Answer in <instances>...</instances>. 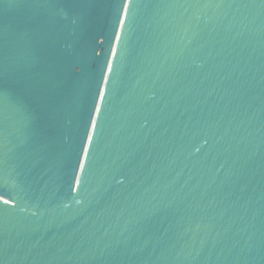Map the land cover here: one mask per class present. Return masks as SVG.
<instances>
[{"label":"water","instance_id":"95a60500","mask_svg":"<svg viewBox=\"0 0 264 264\" xmlns=\"http://www.w3.org/2000/svg\"><path fill=\"white\" fill-rule=\"evenodd\" d=\"M0 264H264V0H0Z\"/></svg>","mask_w":264,"mask_h":264}]
</instances>
